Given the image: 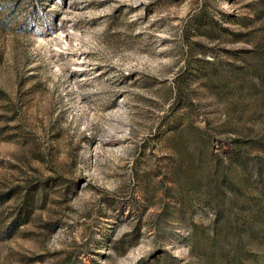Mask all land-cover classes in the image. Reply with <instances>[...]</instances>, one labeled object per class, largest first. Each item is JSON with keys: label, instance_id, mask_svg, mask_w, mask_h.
<instances>
[{"label": "rangeland", "instance_id": "1", "mask_svg": "<svg viewBox=\"0 0 264 264\" xmlns=\"http://www.w3.org/2000/svg\"><path fill=\"white\" fill-rule=\"evenodd\" d=\"M0 264H264V0H0Z\"/></svg>", "mask_w": 264, "mask_h": 264}, {"label": "trees", "instance_id": "2", "mask_svg": "<svg viewBox=\"0 0 264 264\" xmlns=\"http://www.w3.org/2000/svg\"><path fill=\"white\" fill-rule=\"evenodd\" d=\"M221 149L223 152H228L234 148L242 149L249 144V140L243 138H233L232 140H221Z\"/></svg>", "mask_w": 264, "mask_h": 264}]
</instances>
